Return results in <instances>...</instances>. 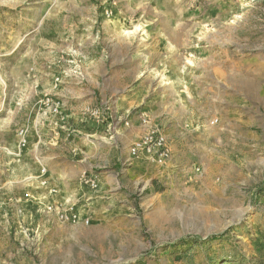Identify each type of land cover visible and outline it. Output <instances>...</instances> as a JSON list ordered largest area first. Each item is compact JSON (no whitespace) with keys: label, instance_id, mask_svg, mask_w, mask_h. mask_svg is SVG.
Instances as JSON below:
<instances>
[{"label":"rangeland","instance_id":"obj_1","mask_svg":"<svg viewBox=\"0 0 264 264\" xmlns=\"http://www.w3.org/2000/svg\"><path fill=\"white\" fill-rule=\"evenodd\" d=\"M76 20L108 25L93 34ZM120 38L131 41L133 57L159 41L160 100L188 98L179 96L181 84L202 69V78L221 85L211 94L222 106L212 107L205 134L193 132L203 123L183 126L192 149L184 162L172 153L163 166L144 155L130 159L129 144L112 146L118 129L133 127L134 112L120 120L105 107L86 108L85 117L109 123L108 132L76 140L93 151L90 169L51 178L62 159L54 157L63 153L58 137L68 128L64 99L50 83L59 92L74 76L85 78L81 50L99 42L110 48ZM49 56L59 62L52 81ZM137 116L141 129L143 117L166 133L153 115ZM44 142L51 150L38 170L31 151ZM7 196L24 205L18 217L0 215V264H264V0H0V206ZM65 208L79 222L59 220Z\"/></svg>","mask_w":264,"mask_h":264},{"label":"crops","instance_id":"obj_2","mask_svg":"<svg viewBox=\"0 0 264 264\" xmlns=\"http://www.w3.org/2000/svg\"><path fill=\"white\" fill-rule=\"evenodd\" d=\"M69 27H72V21H68ZM77 27H82L87 25L90 29H93L94 34L96 27L107 26L104 22L100 23V26H96L97 21L94 20H76ZM78 24V25H77ZM159 25V24H158ZM81 30H71L69 31V39L72 38L73 33H80ZM75 37H78L77 35ZM159 39V35H156ZM95 42V41H94ZM98 44H91L92 50L90 53H85L81 50V54L84 57L83 63L80 66L83 69V74L85 78L81 79L74 76L73 79L68 82L65 81V85L59 92L54 91L50 83V92L54 96H58L59 99L63 98L65 104L62 105V112L66 119L67 130L60 132L59 144L61 146L62 155L54 157H62V159L57 160V169L52 168L49 170L51 178H57V174L68 171L73 167H77L80 172L84 170H89L90 165L88 160L93 157V151L87 148L84 143L76 144V140L80 138V134H84L87 137H94L100 134L103 130H108L109 123L95 122L88 117H85L84 109L92 107H105L107 108L113 116H120V120H126L131 112L133 127L131 129L120 128L117 130L115 139H109L114 142L112 146L117 144L121 150L122 147H127L125 144H129V149L131 144L143 135L144 130L139 126V113L153 115L151 118L156 123L165 129L167 136L172 139L171 150L172 153L177 156L178 163L184 162V156L187 154L188 150L192 149V145H189L188 137L189 134L186 133L184 129L185 124H196L203 123L197 127V131L205 134L206 128L204 124L210 122L212 125V107H221L222 98L219 96L218 102H213L211 94L212 90H220L221 85L216 81H211L202 78L200 76L201 72L204 70H198L196 72L190 73L189 77L184 79L185 85L179 96H188L177 100L175 94L173 97L165 100L159 99V49L157 45L159 41L154 44L142 45L139 51L135 52L133 57L131 51V41L125 38H120L115 44H112L109 48L107 45L102 43L100 46ZM149 51L146 52V49ZM180 48H185V43L180 42ZM69 54V53H68ZM50 57V56H49ZM68 61L70 59L76 60L71 56L65 57ZM79 59V58H78ZM181 60L180 58L178 59ZM77 61V60H76ZM148 61H150L148 63ZM85 62V64H84ZM59 62L56 58L50 57L49 62V76L52 81V73L54 69L58 67ZM72 70L76 69L78 66H73L70 64ZM52 72V73H51ZM176 75L178 72L174 70ZM85 80V81H83ZM155 83V88H151V85ZM182 87V86H181ZM178 96V95H176ZM63 102V103H64ZM143 107L141 110H136L135 108ZM176 108H178L176 110ZM116 119V118H115ZM169 124L171 127L169 128ZM108 126V127H107ZM218 136L223 135L224 128H216ZM64 130V129H63ZM143 130V131H142ZM76 132L78 136H73L72 134ZM50 133V132H49ZM72 133V134H71ZM48 134V133H47ZM187 134V135H186ZM52 138V134H48ZM192 140V139H190ZM52 143L44 142L40 146V150H37V144L34 145V149L31 151L34 154L35 166L38 170L47 167L45 157L43 155L50 151L49 145ZM202 150H207L206 148H201ZM75 154L80 156L77 162L69 160V155ZM129 153V151H128ZM78 170H72V175H76ZM81 170V171H80ZM53 176V177H52ZM49 199V198H48ZM58 199V198H57ZM2 203L5 201L6 206H0L1 216L5 218L6 216L18 217L19 209L21 208L19 198L15 196H7L5 199H1ZM52 200H48L51 202ZM54 201V200H53ZM56 201V200H55ZM29 206V205H27ZM34 214V213H33ZM27 212L28 218L33 219L30 224L37 225L38 216ZM53 217L52 214H49ZM46 227V224L43 225Z\"/></svg>","mask_w":264,"mask_h":264},{"label":"built area","instance_id":"obj_3","mask_svg":"<svg viewBox=\"0 0 264 264\" xmlns=\"http://www.w3.org/2000/svg\"><path fill=\"white\" fill-rule=\"evenodd\" d=\"M42 119L46 122L51 120V113L49 109H45L42 112ZM141 125L144 130L142 137L136 141L129 150L130 159H137L140 156H147L152 161L156 162L159 166L165 165L172 158V150L169 145L167 134L161 130L158 126H153L149 120L141 117ZM49 123V122H48ZM53 124V121H52ZM127 125H129L127 123ZM26 130L20 134V147L25 148L27 146ZM85 184L91 189L98 188V182L96 179L87 178ZM26 202H35L33 197L26 193L24 194ZM52 208H48V212H51ZM59 220L62 222L76 223L79 222L78 214L70 212L67 208L61 209L58 212Z\"/></svg>","mask_w":264,"mask_h":264}]
</instances>
